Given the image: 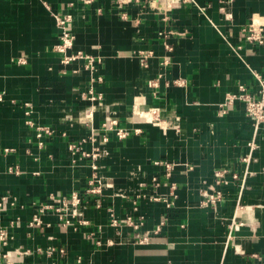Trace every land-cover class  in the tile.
Here are the masks:
<instances>
[{"label": "crops", "instance_id": "obj_1", "mask_svg": "<svg viewBox=\"0 0 264 264\" xmlns=\"http://www.w3.org/2000/svg\"><path fill=\"white\" fill-rule=\"evenodd\" d=\"M65 13L70 52L99 57L94 72L60 62L55 15ZM252 21L264 25V0H0V196L14 201L0 213V264H264V128L251 151L243 102L219 108L264 81V42L245 39ZM141 50L152 52L146 68ZM89 87L102 99H87ZM27 118L52 127L42 145ZM111 119L128 134L102 129ZM219 169L243 186L217 185ZM202 190L222 197L201 205ZM73 191L69 224L51 209L29 225L36 203L58 207Z\"/></svg>", "mask_w": 264, "mask_h": 264}, {"label": "built area", "instance_id": "obj_2", "mask_svg": "<svg viewBox=\"0 0 264 264\" xmlns=\"http://www.w3.org/2000/svg\"><path fill=\"white\" fill-rule=\"evenodd\" d=\"M84 5L91 4L94 0H81ZM98 12H100V9H97ZM55 21L56 25L59 29V42L55 46V50L60 55V62L62 65H69L70 63L82 60L84 68L89 70L90 72H94L96 70V64L100 61L99 57H95L94 55H90L87 53H84L80 50L70 52V49L73 47L75 35L72 31L71 21L72 16L71 14L65 13L62 15H55ZM245 31V39L249 43H253L256 45H261L264 42V25L250 22L246 25L244 28ZM166 48L170 50V47L166 45ZM152 54L150 50H144V51H138L136 53V57L138 58V62L141 68H146L148 63V57ZM177 83L182 84L184 83L183 80L179 79L176 80ZM149 84L152 87L156 86L155 81H150ZM84 96L87 97V99L91 101L95 100H101L102 94L100 92H95L92 87H89L86 91L82 92ZM236 100H240L244 104V110L248 116H250L253 120L254 125V135L249 140L248 146L249 149L252 151L255 148V139L259 133V130L264 128V81L260 82V87L256 94H253L249 91H246L244 86H239L238 92L236 93H228L224 99V101L220 104L219 108L222 112H224L227 109H230L233 105V103ZM27 105V103H25ZM29 110L25 111L26 114H29ZM91 115V111H90ZM26 123L32 125L35 127V137L39 140L38 145H42V137L45 135H51L53 133L52 127L48 125H39L34 123L31 119H26ZM117 121L114 119H111L107 123L102 124V129H114L118 136L123 137L126 134H128V131L123 128H119L116 126ZM74 145L71 146V149H76ZM5 151H12V148H5ZM86 156H91L92 158L96 157V151L91 153H84ZM250 159V154H248L245 157L246 163ZM159 164H162L167 172L174 168L173 163L169 162H159ZM92 168H96L95 164H91ZM7 171L15 174H19L20 169L18 166H9L7 168ZM215 176V183L217 185H226L230 181H237L239 182V186H243L244 180H240L238 175L235 173H229L225 169H219L214 172ZM155 180V178H154ZM90 184H94V180L89 181ZM86 191H98V187L91 186L87 187ZM222 197V192L220 190H216L214 192H208L206 190H202V199H201V205H214L215 202L220 200ZM59 205H55V200L53 198L49 199L46 202L42 203H36L33 206V213L31 215L29 225L39 227L42 225V215L51 209H54L55 212L58 215V218L61 220V222L65 225L70 223V212L72 216L76 214L77 212V206L81 203V196L78 192L73 191L71 195L68 198H59L56 200ZM13 204L14 201L12 200V197L3 194L0 196V213L1 210L4 208L5 203ZM71 207V208H70ZM127 222H132L131 217H127ZM1 221V216H0ZM134 227L137 226L134 224ZM8 231L5 226L0 225V243L3 245H6L8 243ZM150 240V236L147 233L144 234H136V239H134V242L136 243H147ZM115 243H118L117 240H115L113 237H109L105 241V245L112 246ZM60 252H63V249H60ZM253 257L256 256V254H252ZM7 257L6 253H0V259H5Z\"/></svg>", "mask_w": 264, "mask_h": 264}, {"label": "rangeland", "instance_id": "obj_3", "mask_svg": "<svg viewBox=\"0 0 264 264\" xmlns=\"http://www.w3.org/2000/svg\"><path fill=\"white\" fill-rule=\"evenodd\" d=\"M108 122V121H107ZM107 122H105V123H107Z\"/></svg>", "mask_w": 264, "mask_h": 264}, {"label": "bare ground", "instance_id": "obj_4", "mask_svg": "<svg viewBox=\"0 0 264 264\" xmlns=\"http://www.w3.org/2000/svg\"><path fill=\"white\" fill-rule=\"evenodd\" d=\"M152 118V117H151Z\"/></svg>", "mask_w": 264, "mask_h": 264}]
</instances>
